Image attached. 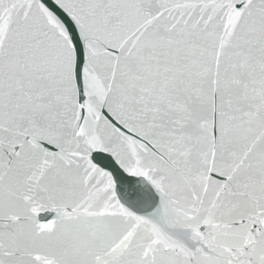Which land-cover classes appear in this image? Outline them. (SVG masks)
<instances>
[{"label": "snow or ice", "instance_id": "snow-or-ice-1", "mask_svg": "<svg viewBox=\"0 0 264 264\" xmlns=\"http://www.w3.org/2000/svg\"><path fill=\"white\" fill-rule=\"evenodd\" d=\"M0 264H264V0H0Z\"/></svg>", "mask_w": 264, "mask_h": 264}]
</instances>
